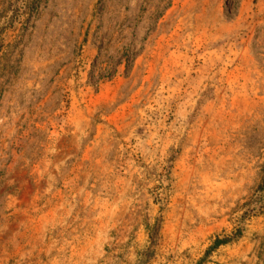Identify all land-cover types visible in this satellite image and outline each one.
Segmentation results:
<instances>
[{
  "label": "rangeland",
  "instance_id": "374dc122",
  "mask_svg": "<svg viewBox=\"0 0 264 264\" xmlns=\"http://www.w3.org/2000/svg\"><path fill=\"white\" fill-rule=\"evenodd\" d=\"M262 182L264 0H0V264H264Z\"/></svg>",
  "mask_w": 264,
  "mask_h": 264
},
{
  "label": "trees",
  "instance_id": "16d2710c",
  "mask_svg": "<svg viewBox=\"0 0 264 264\" xmlns=\"http://www.w3.org/2000/svg\"><path fill=\"white\" fill-rule=\"evenodd\" d=\"M259 190H260L261 192H264V182H262L261 185L259 186ZM226 241H227V239H223V240H218V239H216V240L213 242L212 247L208 249L207 253H208L211 249L216 248L217 246H219V245L225 243ZM150 243H152V236H151ZM207 253H206V254H207ZM144 259H147V258H144Z\"/></svg>",
  "mask_w": 264,
  "mask_h": 264
}]
</instances>
